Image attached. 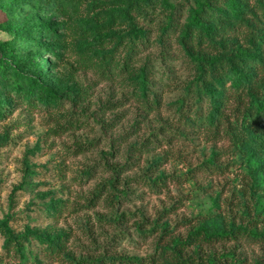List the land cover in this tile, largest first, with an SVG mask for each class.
<instances>
[{
  "label": "rangeland",
  "instance_id": "1",
  "mask_svg": "<svg viewBox=\"0 0 264 264\" xmlns=\"http://www.w3.org/2000/svg\"><path fill=\"white\" fill-rule=\"evenodd\" d=\"M0 23L20 71L0 68V264H118L201 225L264 233V140L232 84L264 75V0H0ZM29 75L58 99L17 100ZM202 249L264 264L263 235Z\"/></svg>",
  "mask_w": 264,
  "mask_h": 264
},
{
  "label": "trees",
  "instance_id": "2",
  "mask_svg": "<svg viewBox=\"0 0 264 264\" xmlns=\"http://www.w3.org/2000/svg\"><path fill=\"white\" fill-rule=\"evenodd\" d=\"M204 10V8L202 9ZM200 11L195 13L194 23L201 29H206L207 25L199 17ZM47 25V23H46ZM0 29L5 30L6 27L0 23ZM137 33L143 34L142 30H136ZM8 54L6 45L0 41V68H10L12 71L19 75V65L14 63ZM256 68L254 74L260 73L264 70V60L258 59L254 63ZM4 65V66H3ZM39 68V67H37ZM230 69L238 72V67L232 63ZM232 84L238 90L242 84L247 83L242 89L234 95L236 102L233 114L239 117L245 116V122L248 128V137L253 140H264V102L260 101L257 97L256 82H262L264 75L261 79H256L249 74L242 73L235 78ZM15 91L17 100L26 102L33 101V94L38 90L39 96L46 104L52 103L58 99V94L49 86L45 85L36 75H29V80L23 85L21 82L16 81L12 85ZM4 103H0V114L4 112ZM264 233H259L255 230H247L246 228H231V229H218L214 227L209 230L207 226H198L195 230L190 231L184 240L179 238H171L166 245L157 244L153 255L147 258L131 257L126 259H115L113 263L121 264L122 260L128 264H221L213 253L205 254L202 246L203 244H210L224 240H236L242 236H261ZM164 236V232L161 233ZM194 246V247H193ZM191 248H193L191 251ZM204 253V254H203ZM203 254V255H202ZM107 264V263H106ZM112 264V262L110 263ZM226 264V263H225Z\"/></svg>",
  "mask_w": 264,
  "mask_h": 264
}]
</instances>
